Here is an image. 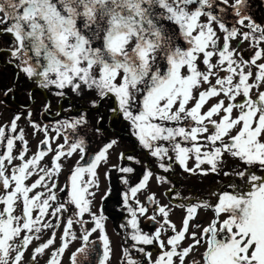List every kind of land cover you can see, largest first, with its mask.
I'll list each match as a JSON object with an SVG mask.
<instances>
[{
	"label": "snow or ice",
	"instance_id": "obj_1",
	"mask_svg": "<svg viewBox=\"0 0 264 264\" xmlns=\"http://www.w3.org/2000/svg\"><path fill=\"white\" fill-rule=\"evenodd\" d=\"M228 8L231 22L226 19ZM0 14V34L13 38L8 63L37 87L55 89L58 98L69 92L88 94L94 110L111 101L107 112L112 122L126 124L164 173L178 165L185 173L232 177L225 185L228 190H210L214 200L175 193L176 206L186 210L177 229L168 206L157 203L155 194L146 204L137 199L153 176L146 167L139 183L122 193L121 210L130 217L120 225L126 232L122 239L124 244L132 241L140 257H132L122 245L121 264H264V25L250 15L248 0H0ZM233 40L237 45L247 42L245 51L252 55L246 58L232 46ZM213 98L217 102L206 107ZM50 108V103L44 105L45 111ZM31 117L29 111L34 134L43 131L45 138L30 158L25 130L17 131L21 113L0 126V264H24L28 249L47 230L50 237L33 248L28 264H37L38 256L50 248L46 264H62L63 254L77 239L81 245L71 253V264H111L107 217L102 206L99 213L92 210V189L99 188L98 169L108 164L117 140L88 155L89 142L79 135L80 127L89 123L86 114L57 121L55 135ZM104 119L100 113L97 125ZM61 136L64 143L53 150L51 142ZM49 153L50 165L41 166ZM77 153L79 159L60 186L62 158ZM225 157L236 166L222 168ZM190 159L195 161L192 167ZM118 160L141 163L124 153ZM112 170L135 172L118 163L105 172L106 179ZM33 175L37 179L29 184ZM120 179L129 185L127 177ZM156 179L170 182L167 176ZM148 206H154L153 215H147ZM200 209L213 211L214 217L207 226L191 225L196 230L190 232V221ZM141 216L158 224L153 233L140 227ZM62 223L61 243L55 247V229ZM74 225L80 227L79 236ZM169 231L163 239L162 233ZM94 234L96 239H90ZM186 239L191 243L183 246ZM146 246L160 249L155 259ZM200 247L204 251L196 259Z\"/></svg>",
	"mask_w": 264,
	"mask_h": 264
},
{
	"label": "flooded vegetation",
	"instance_id": "obj_2",
	"mask_svg": "<svg viewBox=\"0 0 264 264\" xmlns=\"http://www.w3.org/2000/svg\"><path fill=\"white\" fill-rule=\"evenodd\" d=\"M2 15V14H0ZM0 38H5L6 40L12 42V36L8 34H0ZM7 54V59L2 60L0 58V126L9 125L14 116L17 113H21V119L18 121V132L20 129L25 130V138L28 141V157L36 154L40 150V142L44 140L45 134L43 131L36 132L34 134L33 128L29 125V120L27 118V113L32 112L31 119L37 121L41 125L47 126L49 128V135H55L52 131L54 127H57V121H63L66 118L76 117L80 114H86L89 123L85 126L80 127L79 135L86 138L89 142L86 147V153L88 155L95 154L98 152L103 145L111 140L116 139L117 144L114 145L112 149L109 150V161L107 165H101L98 169L99 177V188L92 189L96 192L94 198L92 210L99 213L101 206L103 207V214L107 217L106 220V229L107 234L110 237L113 255L111 258V264H121L122 260V245L123 247H128L132 257L139 258L140 254L131 248L132 241H128L127 244H124L123 237L126 235L125 230L121 229L120 225L126 222V218L130 219L126 211L121 210L122 205V193L127 191L128 187L135 186L139 183L142 175L145 172L146 167L150 168L153 171V176L150 177L148 185L145 189H142L141 192L137 193V199H139L141 204H146L147 197L149 195L155 194L157 203L161 205H167L169 209V219L173 222L177 229H180L182 226V221L186 217V210L177 207L178 199L175 197V193H180L181 197H193L209 200H214V197L209 196L210 190L215 189L220 191L225 189V185L228 183L232 177H225L217 174H209L207 176L199 174H190L185 173L182 168L178 165H173V170L169 173H164L162 169L157 167V161L155 158H152L145 150H142L134 137H132L127 131V125L120 122H112V119L107 112L111 101L102 102V106L98 110L91 108L89 103V95L76 96L71 92L64 97L58 98L53 95L55 89L49 91L37 87L32 81L25 78L22 73H19L18 69L14 64L8 63L11 60L9 55L8 48H1L0 55ZM11 88L13 91L7 96L4 95L5 91ZM29 92L32 93V99L29 98ZM94 95V94H92ZM50 103V111H45L44 105ZM211 102H208L206 107L211 106ZM64 109H71L70 112L64 111ZM59 113V115H57ZM100 113L104 114V121L97 125V119ZM96 127L100 128V131L96 132ZM33 138L34 144L29 137ZM64 140L61 136L59 139L51 142V148L56 149L58 144H63ZM20 147L19 142H17L16 147L14 148L13 154L18 153ZM31 147V149H30ZM124 153L125 155H134L137 159L140 160V164H134L128 160H118L119 154ZM88 155L85 159L87 160ZM53 159V153H49L46 158L41 162V166L50 165ZM79 159V154H74L71 158H62V171L58 177V182L60 186L65 184L66 178L69 175V170L73 168L76 164V161ZM14 163L19 164L20 161L16 160ZM83 163V162H82ZM121 164L122 166H131L135 169L133 174H121L115 170L110 171V180L105 178V172L111 168V165ZM194 159L188 161L189 167L194 165ZM236 165L233 161L225 157L224 164L221 165L225 170H230ZM202 167L207 168L208 165H202ZM157 175L167 176L168 181L159 183L156 179ZM125 176L129 179V185H124L121 182L120 177ZM87 178V177H86ZM37 179V176L33 175L28 183L31 184ZM235 182V181H233ZM173 188V193H168V189ZM111 189L110 195L107 199L102 200L101 198L105 193ZM42 189H37L40 191ZM228 190V189H225ZM57 192L61 198H64V193ZM130 203L132 201L130 200ZM148 216L153 215V207L148 206ZM20 209H17V214H19ZM36 215V213H34ZM65 220L67 218V213L64 214ZM214 213L211 210H198L195 215V219L190 221V232L196 230L191 227L196 223L201 224V226H207L209 222L213 219ZM85 219H89L87 215ZM157 221L162 222L161 216L157 215ZM140 227L148 232L153 233L158 227L156 222L150 221L147 219V216L139 217ZM88 228H91L92 225H87ZM63 229V223L59 229H55L57 236L55 241V247H59L61 240L60 235ZM77 236L80 235L79 225H74L73 229ZM202 230V228L200 229ZM128 231H131L129 228ZM199 231V230H198ZM171 232L162 233V238L167 239V236ZM51 235V230H47L41 233L40 239L35 241L30 247L24 257V264H28L32 250L38 244L45 242ZM90 239H96V234L93 235ZM191 243L190 239H186L183 242V246H187ZM81 245V241L77 239L72 242L66 252L62 257V264H71L70 255L72 252H75L77 248ZM148 251L153 253V259L156 258L157 253L160 249L153 246H146ZM97 250L102 249V245L97 242ZM52 251V248L46 250L44 254L38 256L37 264H46L49 255ZM204 248L200 247L199 251L195 253V258L199 259L200 254L203 253ZM192 257L190 256L189 259ZM95 261V256H93V262Z\"/></svg>",
	"mask_w": 264,
	"mask_h": 264
},
{
	"label": "rangeland",
	"instance_id": "obj_3",
	"mask_svg": "<svg viewBox=\"0 0 264 264\" xmlns=\"http://www.w3.org/2000/svg\"><path fill=\"white\" fill-rule=\"evenodd\" d=\"M232 2H233V0H229V3H230V4H231ZM248 3H249L250 6H252V4H253V0H248ZM250 6H249V8H251ZM232 19H233V17H232V18H229L227 21L231 22ZM254 20L258 22V20H256V19H254ZM260 24L264 25V22L262 21ZM229 26H230V23H229ZM217 33H218L219 36H221V37L223 36V33H221V32L219 31L218 28H217ZM11 43H12V42L6 40L5 38H0V49H1V48H8V49H9L10 46H11ZM222 43H223V40L221 39V44H222ZM232 46H233L234 48H237L240 52H242L246 58L252 55L251 52H249V51H245V49L248 48V44H247V42L237 45L236 41L233 40V41H232ZM0 58H1L2 60L7 59V54H2V55H0ZM213 82H214V80H213ZM206 87H207V85H205V88H206ZM262 90H264V89H262ZM209 102H211V103H216V102H217V98H213V99H211ZM30 140H31L32 144H34V140H33V138H31V136L29 137V141H30ZM30 149H31V147H30Z\"/></svg>",
	"mask_w": 264,
	"mask_h": 264
},
{
	"label": "trees",
	"instance_id": "obj_4",
	"mask_svg": "<svg viewBox=\"0 0 264 264\" xmlns=\"http://www.w3.org/2000/svg\"><path fill=\"white\" fill-rule=\"evenodd\" d=\"M250 7L251 8H249V12L252 18L258 20V23H261L262 21L264 22V0H253V4ZM231 11L232 10L230 8L227 9V20L232 18Z\"/></svg>",
	"mask_w": 264,
	"mask_h": 264
}]
</instances>
